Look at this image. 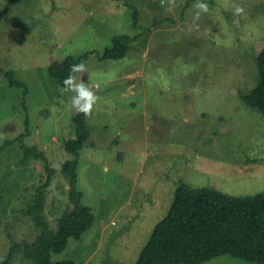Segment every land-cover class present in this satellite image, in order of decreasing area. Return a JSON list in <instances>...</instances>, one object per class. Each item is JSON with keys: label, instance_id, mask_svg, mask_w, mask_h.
<instances>
[{"label": "rangeland", "instance_id": "1", "mask_svg": "<svg viewBox=\"0 0 264 264\" xmlns=\"http://www.w3.org/2000/svg\"><path fill=\"white\" fill-rule=\"evenodd\" d=\"M0 0V259L40 236L26 210L49 173L25 159L24 83L32 136L25 143L49 160L45 217L55 232L71 212L63 150L75 138L69 94L49 75L53 63L90 55L82 76L101 97L86 118L78 190L95 216L92 230L51 261L136 264L176 190L214 189L234 198L264 194V117L242 100L257 82L264 50V0ZM244 14L234 16L233 5ZM132 7L139 14L133 27ZM238 21V23H237ZM131 39L123 60L103 61L115 37ZM12 142V143H11ZM12 264H32L16 256ZM207 264H246L224 257Z\"/></svg>", "mask_w": 264, "mask_h": 264}, {"label": "trees", "instance_id": "2", "mask_svg": "<svg viewBox=\"0 0 264 264\" xmlns=\"http://www.w3.org/2000/svg\"><path fill=\"white\" fill-rule=\"evenodd\" d=\"M11 4L25 0H4ZM132 25L139 22V14L132 7ZM131 39L127 36L115 37L111 48L104 52L103 61L123 60L130 51ZM65 58L53 63L49 75L62 88V81L68 75L69 66L87 60ZM257 82L249 95L242 100L264 117V50L256 59ZM79 75V74H77ZM6 78L12 88L24 89L22 106L26 114L24 133L17 141L21 144L24 158L43 161L49 178L43 187L37 189L34 201L27 207L26 216L32 220L40 232L34 244H15L0 264H12L16 256L32 264H73L51 261L52 256L61 255L69 241H80L95 225V216L83 204V192L78 190V168L80 152L90 139V131L83 114H75L73 124L75 138L64 142L63 150L74 159L62 166V174L68 179V197L72 210L61 216L57 229L53 232L45 217L46 190L50 185L53 170L49 160L37 147L25 143L32 136L27 114V90L24 83L17 81L13 73ZM12 143V142H11ZM10 145L0 146V155ZM229 257L246 264H264V194L247 198H234L214 189H193L181 185L175 193L173 203L166 218L153 230L148 242L140 252L136 264H207Z\"/></svg>", "mask_w": 264, "mask_h": 264}, {"label": "clouds", "instance_id": "3", "mask_svg": "<svg viewBox=\"0 0 264 264\" xmlns=\"http://www.w3.org/2000/svg\"><path fill=\"white\" fill-rule=\"evenodd\" d=\"M234 16H241L244 14V9L238 4H234ZM193 8L196 9L193 21L191 24L192 30H198L199 25L196 23L200 19L202 13L209 12V6L204 0H195ZM238 23V21H237ZM89 69L84 62L71 64L69 66L68 75L62 81V88L60 89L62 94H71L68 99L70 109L75 113L83 114L85 117H91L94 108L97 106L101 97L97 95L98 85H89L84 82L82 76L77 74H83L88 72Z\"/></svg>", "mask_w": 264, "mask_h": 264}]
</instances>
